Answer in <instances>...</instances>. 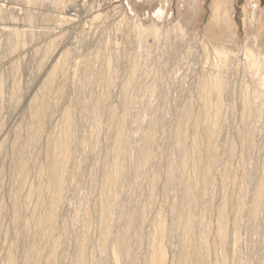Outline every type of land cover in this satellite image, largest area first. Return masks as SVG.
I'll list each match as a JSON object with an SVG mask.
<instances>
[{
	"label": "rangeland",
	"instance_id": "obj_1",
	"mask_svg": "<svg viewBox=\"0 0 264 264\" xmlns=\"http://www.w3.org/2000/svg\"><path fill=\"white\" fill-rule=\"evenodd\" d=\"M245 1L233 0L232 44L205 35L216 19L213 0H0V264L9 254L12 264H26L36 245L38 264H76L80 243V264H150L157 245L166 264H264V92L255 83L263 73L251 72L246 49L264 50L250 42L257 21L242 20ZM214 75L222 85L205 111L201 87ZM48 77L46 116L31 142V102L45 97ZM216 101L220 121L210 139ZM64 116L70 165L57 224L40 227L35 216L50 198L46 144Z\"/></svg>",
	"mask_w": 264,
	"mask_h": 264
},
{
	"label": "bare ground",
	"instance_id": "obj_2",
	"mask_svg": "<svg viewBox=\"0 0 264 264\" xmlns=\"http://www.w3.org/2000/svg\"><path fill=\"white\" fill-rule=\"evenodd\" d=\"M145 1V0H144ZM245 5L243 7V15H242V20L243 21H250V26H252L251 24V21L252 22H256V24H254V30H255V33H254V38L252 41H250L252 44L254 45H259L262 50H264V29L263 31H261L259 29L260 25H258V22L260 21L261 18L264 19V7L263 8H260L257 4V0H246L245 1ZM260 2V1H259ZM60 0H52L51 2V5L54 6V5H59ZM233 5V0L230 1V0H213L212 2V7H213V12L212 13L214 15V17L216 18L214 23H212L211 25H208L206 27V32H205V35H207L208 37L210 38H213L216 43L217 42H234L235 40V33H234V24L232 22V14H230L231 10L233 9L232 6ZM50 6V5H49ZM159 12H162L163 11V8H159L158 7V10ZM155 12V11H154ZM11 15V14H10ZM236 15V14H235ZM259 20V21H258ZM264 24V23H263ZM138 30L140 29L138 26L136 27ZM137 30V31H138ZM147 31V30H145ZM144 31V32H145ZM155 32V31H154ZM15 33V36H19V33L18 31L14 32ZM140 37L142 36V34L138 31ZM14 36V37H15ZM256 36V37H255ZM16 39V38H15ZM216 45H219V44H216ZM215 46V45H214ZM232 46V45H231ZM256 47V46H255ZM225 49V48H224ZM216 52L218 53H225L223 50H217ZM246 55L248 56L249 60H248V66L249 68H251V72L253 74H256V73H263V75L259 76V81L257 79H255V83H256V87L257 88H262L263 89V92H264V55L261 56H256L253 51L249 48L248 50L246 49ZM258 55V54H257ZM223 56V55H222ZM246 56V57H247ZM227 57V56H225ZM224 59V58H223ZM64 61V60H63ZM52 65V64H51ZM133 66V65H132ZM136 66V65H135ZM89 68V67H88ZM47 69V68H46ZM50 70V69H49ZM74 70V69H73ZM86 70V69H85ZM93 71V70H92ZM137 71V70H136ZM208 80L204 81L205 82V85L201 87V98H202V106H203V109L206 111V109L210 106V98H209V93L211 91H217V93L219 94L220 92V87L222 85V77H220L219 75H214V76H208L207 77ZM258 81V82H257ZM42 89H43V93L45 95V97L42 99V101H32L31 104H32V115H33V118H35L36 120V123L30 128L31 129V135L29 137L30 141L33 142L36 137H38L39 135L38 134H41L40 133V130L43 126V122H44V116H46L45 114V110H44V106L46 107V105H48V94L52 91V78L48 77L46 78L42 85H41ZM245 91V90H244ZM260 91V90H259ZM62 93V92H61ZM244 93V92H243ZM245 94V93H244ZM59 95V94H58ZM57 95V96H58ZM212 95V94H211ZM255 95H256V92H255ZM263 95V94H262ZM245 96V95H244ZM264 96V95H263ZM55 97V96H54ZM259 97V96H258ZM2 98V97H1ZM58 99V98H57ZM103 99V98H102ZM36 100V99H35ZM104 100V99H103ZM216 100V99H215ZM221 100V99H220ZM244 100V99H242ZM248 99H246L245 101H247ZM250 100V99H249ZM254 100V99H253ZM252 100V101H253ZM264 100V99H263ZM219 101V100H218ZM217 102V104L213 107V117L211 118L210 122L207 124V128H205V132L206 134L208 135V137L211 139L217 129H218V125H219V121H220V103ZM222 101V100H221ZM251 101V100H250ZM251 101V102H252ZM214 102V101H213ZM264 103V102H263ZM30 104V105H31ZM245 107H248L247 105L249 104V102H245ZM54 105V104H53ZM89 105V104H88ZM220 105V106H219ZM96 106V105H95ZM242 106V105H241ZM244 106V105H243ZM250 106V104H249ZM30 107V108H31ZM51 107V106H50ZM48 108V107H47ZM98 108V107H97ZM243 108V107H242ZM249 108V107H248ZM251 108V107H250ZM264 108V107H262ZM94 111H95V107L93 108ZM70 110V108H69ZM203 110V111H204ZM221 110V109H220ZM45 111V112H44ZM64 111V110H63ZM68 111V110H67ZM91 111V110H90ZM89 111V112H90ZM202 111V109H201ZM212 111V109H211ZM210 111V112H211ZM88 112V111H87ZM257 114L256 116H260L262 113V110H258L256 111ZM91 113V112H90ZM63 114V113H62ZM67 114V112H66ZM65 114V115H66ZM71 114V113H70ZM69 114V115H70ZM115 114V113H114ZM247 115V113H246ZM249 115V114H248ZM68 116V115H67ZM67 116H64L65 117V120L62 122L61 126H60V129H58L57 133L55 134V130H53V134L52 135H49L50 138L48 139V143L46 144V159H45V164L43 165L44 166V170L46 172V177H48V183L46 186V190L49 192L50 194V198L48 201H46V212L44 214L43 212V216H35V222L37 225H42V224H45V225H48L50 227L53 228V226H55L57 224V221H56V209H58L57 205H58V202L60 201L61 199V189L62 187L65 185L64 184V177L62 178V170L64 167H66L67 163L68 162V151L70 150V146H69V142H70V131H69V128L71 126L70 124V120H68V118H66ZM73 118V116H71ZM207 117V115H206ZM92 119V118H91ZM249 119V118H248ZM72 122V121H71ZM183 123V122H182ZM56 124V123H55ZM14 125V124H13ZM180 125V124H179ZM178 125V126H179ZM196 125V124H195ZM246 126V125H245ZM248 126V125H247ZM195 127V126H193ZM205 127V126H204ZM253 127V126H252ZM178 128V127H177ZM249 128H251L249 126ZM255 128V127H254ZM73 129V128H72ZM121 129V128H120ZM196 129V128H195ZM253 129V128H252ZM29 130V129H28ZM220 130V129H219ZM235 130V129H234ZM199 131L200 129L198 128L193 136V140H197L199 138ZM249 131V130H248ZM256 131V130H255ZM12 133V132H11ZM20 133V132H19ZM175 133V132H174ZM241 133V132H240ZM255 133V132H254ZM245 134V133H244ZM251 134V132H250ZM38 135V136H37ZM185 135V128L183 129L182 127H179L178 131H177V137L179 138V136H184ZM248 135V136H247ZM246 136H243V139L242 141L244 142V144H248V142L250 141L249 138H250V135L249 133L247 134ZM29 136V135H28ZM121 132L118 133L117 137H116V144L117 146H115V150H113V153L110 157V160L111 162L113 163V167L116 168L117 164H118V159H119V152L121 151L120 150V140L122 141L123 139H121ZM74 137V136H73ZM28 139V140H29ZM181 139V137H180ZM251 139V138H250ZM178 140V139H177ZM26 141V140H25ZM208 141V140H207ZM232 141V140H231ZM252 141V140H251ZM149 142V141H148ZM233 142V141H232ZM239 142V141H238ZM27 143V142H26ZM126 143V142H125ZM124 143V144H125ZM128 143V142H127ZM33 144V143H32ZM122 144H123V141H122ZM147 144V143H146ZM151 144V142H150ZM197 144V143H196ZM204 145V144H203ZM234 145V143H233ZM250 145V144H249ZM125 146V145H124ZM127 146V145H126ZM129 146V145H128ZM200 146V145H199ZM211 146V145H210ZM241 146H242V143H241ZM248 146V145H247ZM123 148V146H121ZM209 147V146H208ZM207 148V150L205 151V153L207 154V156H209L210 158H215L213 153L209 151V149ZM244 147V146H243ZM205 148V147H204ZM233 148V147H232ZM127 149L128 148H123L122 149V155L126 154L127 152ZM151 148H149L148 144L147 146L145 147L144 146V149L140 151L139 153V162L140 163H143V161L145 162L149 156V150ZM74 150V149H73ZM232 150V149H231ZM33 151V150H32ZM200 152V151H199ZM231 153H234V152H231ZM121 159V158H120ZM23 160V159H22ZM21 160V161H22ZM122 160V159H121ZM120 160V161H121ZM137 160V159H136ZM20 161V164L22 165V163L24 161L21 162ZM200 161V160H199ZM106 162V161H105ZM198 162V160H197ZM109 163V162H107ZM111 163V164H112ZM187 161H184L181 163V167H186L188 165H186ZM199 163V162H198ZM19 164V165H20ZM110 164V163H109ZM139 164V163H138ZM137 166H140L138 165ZM70 165V163H69ZM106 165V164H105ZM108 165V164H107ZM110 166V165H109ZM191 166V165H190ZM24 167V164L21 168ZM199 168V166H196L194 165V168ZM20 168V167H19ZM18 168V169H19ZM20 168V169H21ZM42 168V167H41ZM112 168V166H111ZM112 168V169H114ZM136 168V167H135ZM140 168V167H138ZM196 168V169H197ZM65 169V168H64ZM25 169H23L24 171ZM17 174L19 176H23V173L22 170H17ZM43 171V170H42ZM112 171V170H111ZM116 171V169L114 170ZM180 171V169H179ZM194 171H196L194 169ZM44 172V171H43ZM182 172V171H181ZM64 173V172H63ZM116 173V172H114ZM109 174V173H108ZM64 175V174H63ZM122 175V174H121ZM107 177V176H105ZM177 177V176H176ZM109 180L111 179L112 180H115L117 177H116V174H113L112 177H108ZM63 180V181H62ZM189 180V179H188ZM190 182V181H189ZM189 182H185L184 184V193L185 195L187 196L189 194V190L192 189L190 187V183ZM116 183V181H115ZM192 184V183H191ZM42 186V184H41ZM38 187H40L38 185ZM42 188V187H41ZM110 188V187H109ZM37 189V188H36ZM40 189V188H39ZM45 189V188H44ZM64 189V188H63ZM39 191V190H38ZM46 191V193H47ZM117 191V190H116ZM38 193H41V191H39ZM108 193V192H107ZM43 194V193H42ZM48 194V195H49ZM113 194V193H112ZM115 194V193H114ZM35 195V194H34ZM39 195V194H38ZM41 195V194H40ZM111 195V194H110ZM117 195V194H116ZM63 196V195H62ZM109 196V195H108ZM38 197V196H37ZM49 197V196H48ZM111 198H113L114 200V203H115V195L113 196H110ZM115 198V199H114ZM41 199V198H40ZM43 199V197H42ZM45 199V198H44ZM46 200V199H45ZM109 200V199H108ZM39 201V200H38ZM110 201V200H109ZM37 202V201H36ZM43 202V201H42ZM45 202V201H44ZM43 202V203H44ZM113 202V201H112ZM41 203V202H40ZM43 203H41L42 205H44ZM111 203V202H109ZM40 205V204H39ZM60 205V204H59ZM58 205V206H59ZM112 206V205H111ZM110 207V206H109ZM113 208V207H111ZM32 209V208H31ZM33 210V209H32ZM43 210V208H42ZM45 211V209H44ZM42 213V212H41ZM37 215H40V213H37ZM221 217V215H220ZM126 218V217H125ZM222 218V217H221ZM34 219V218H33ZM128 219V218H127ZM58 220V219H57ZM222 220V219H221ZM128 221V220H127ZM221 222V221H220ZM224 222V221H223ZM222 222V223H223ZM225 224V223H224ZM40 225V227H42ZM44 225V226H45ZM163 228L162 225L159 227V231L158 233H161L163 232ZM107 231V230H106ZM43 234V233H42ZM164 235V234H162ZM119 238V237H118ZM85 240V238H84ZM122 240V236L119 238V242H121ZM34 241V240H33ZM32 244V242H31ZM34 244V243H33ZM37 246V245H36ZM34 248V251H31L32 252V255L30 256V258L28 259V261L26 262V264H38V260H39V255H40V252H39V248L38 246ZM82 243H80L79 247H78V250H79V253H78V256L76 258V264H80V261H81V255H82V252H84V250H82ZM41 247V246H40ZM55 247V246H54ZM33 248V247H32ZM31 248V249H32ZM33 250V249H32ZM55 251V250H54ZM152 252V251H151ZM150 252V253H151ZM53 253V252H52ZM116 255V253H115ZM55 256V255H54ZM53 258V256L50 258V261L51 259ZM55 258V257H54ZM165 258H166V254H165V251L163 250V248L159 247V245H157L156 249H154L153 253L151 254V257L149 258V263L150 264H166L165 262ZM54 260V259H53ZM26 261V260H25ZM8 264H12V257H11V254H9V260H7ZM49 264V262L47 263Z\"/></svg>",
	"mask_w": 264,
	"mask_h": 264
}]
</instances>
